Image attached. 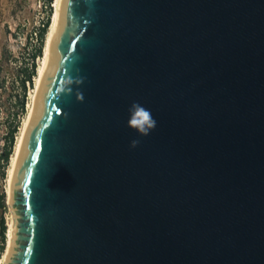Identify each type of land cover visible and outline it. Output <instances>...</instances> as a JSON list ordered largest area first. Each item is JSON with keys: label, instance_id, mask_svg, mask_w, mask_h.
I'll return each mask as SVG.
<instances>
[{"label": "water", "instance_id": "obj_1", "mask_svg": "<svg viewBox=\"0 0 264 264\" xmlns=\"http://www.w3.org/2000/svg\"><path fill=\"white\" fill-rule=\"evenodd\" d=\"M10 209L5 264H264V0H58Z\"/></svg>", "mask_w": 264, "mask_h": 264}, {"label": "rangeland", "instance_id": "obj_2", "mask_svg": "<svg viewBox=\"0 0 264 264\" xmlns=\"http://www.w3.org/2000/svg\"><path fill=\"white\" fill-rule=\"evenodd\" d=\"M53 2L51 4L52 8ZM46 10V0H0V57L2 47H5L9 52L8 58L0 70V82H2L0 84V192L3 190L5 196V207L0 208V219L1 217L4 219L5 234L12 220V215L6 202L5 193L9 162L4 165L1 154L7 142L6 134L9 125L19 120L20 128L27 114L28 103L31 100L30 93L33 91L35 78H33L32 86L27 84L24 110L19 112L17 104L22 91L18 75L21 73V68L30 67L32 53L39 44L37 31L46 18ZM41 57L42 55L35 58L38 65ZM18 132L15 136V142ZM2 171L4 172L3 175ZM1 255L2 253L0 257Z\"/></svg>", "mask_w": 264, "mask_h": 264}, {"label": "bare ground", "instance_id": "obj_3", "mask_svg": "<svg viewBox=\"0 0 264 264\" xmlns=\"http://www.w3.org/2000/svg\"><path fill=\"white\" fill-rule=\"evenodd\" d=\"M57 15H58V0H54L53 2V11H52V15L50 18V24L47 30V33L45 35V40H44V44H43V54L40 60V63L37 67V73L35 75V85L33 88V91L31 94V100L28 103V110H27V114L26 117L23 120V123L21 124L20 128H19V132L16 138V142L14 143V149H13V153L10 156L9 159V165H8V172H7V184H6V189H5V193H6V202L10 208V185H11V181H12V177L14 174V170L19 158V154L22 148V144L23 141L25 139L33 112L35 110V106L37 103V99L39 96V92L48 68V64H49V60H50V56H51V50H52V44H53V38H54V33L56 30V26H57ZM11 210V209H10ZM11 230H12V220L9 223L7 230H6V243H5V247L4 250L2 252V255L0 257V264H5L6 258H7V253H8V248H9V243H10V236H11Z\"/></svg>", "mask_w": 264, "mask_h": 264}, {"label": "trees", "instance_id": "obj_4", "mask_svg": "<svg viewBox=\"0 0 264 264\" xmlns=\"http://www.w3.org/2000/svg\"><path fill=\"white\" fill-rule=\"evenodd\" d=\"M52 2L53 0H46V18L43 21V23L41 24V26L38 28L37 31V39L39 41V44L37 46V48L35 49V51L32 53L31 56V63H30V67H24L21 68V73L18 75L19 77V85H20V89L22 91V95L21 98L19 99V102L17 104L18 110L19 112H22L24 110V100L26 98V88H27V84L31 85L34 82V77L36 74V68L38 66L37 62L35 61L36 57H40L42 55V50H43V44H44V40H45V35L47 33L49 24H50V18H51V13H52ZM9 55L8 50L5 47H2L1 49V57H0V70L2 69L3 63H5V61L7 60ZM0 84H2V82H0ZM20 122L19 120H16L14 122H12V124L9 125V128L7 130V134H6V145L4 148V151L1 154V160L2 162L5 164H8L9 162V156L11 155L12 151H13V146H14V142H15V136L16 133L18 132V128H19ZM3 171H2V175H3ZM5 196H4V192L3 190L0 192V208H4L5 207ZM5 224H4V219L3 217H1L0 219V241H1V246H0V254L3 252L4 250V244H5Z\"/></svg>", "mask_w": 264, "mask_h": 264}, {"label": "clouds", "instance_id": "obj_5", "mask_svg": "<svg viewBox=\"0 0 264 264\" xmlns=\"http://www.w3.org/2000/svg\"><path fill=\"white\" fill-rule=\"evenodd\" d=\"M83 99V96L80 97ZM129 115L127 119V126L134 129L142 136L148 135L151 130L156 127L157 121L153 117L151 111L138 102H133L129 107ZM139 140L133 139L130 141V147H136Z\"/></svg>", "mask_w": 264, "mask_h": 264}]
</instances>
